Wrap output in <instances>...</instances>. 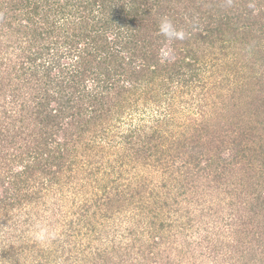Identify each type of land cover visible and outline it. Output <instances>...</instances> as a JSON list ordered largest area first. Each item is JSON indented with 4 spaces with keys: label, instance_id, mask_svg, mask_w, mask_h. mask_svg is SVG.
Masks as SVG:
<instances>
[{
    "label": "trees",
    "instance_id": "16d2710c",
    "mask_svg": "<svg viewBox=\"0 0 264 264\" xmlns=\"http://www.w3.org/2000/svg\"><path fill=\"white\" fill-rule=\"evenodd\" d=\"M207 1L0 0V186H5L0 207L29 211L24 221H35L45 209L58 222V207L42 205V196L63 193L72 176L68 171L79 170L90 149L123 146L115 163L105 160L114 185L80 204L77 218L58 234L62 250L49 249V264H150L155 257L142 226L160 218L153 237L162 240L159 230L200 229L201 217L213 216L206 203L218 187L225 191L230 184L236 188L227 193H235L237 208L242 204L250 212L213 218L227 229L211 248L217 251V244L231 240L229 234L237 241L246 231L239 226L250 223L256 227H250L248 241L253 250L264 251V0L211 1L219 16L204 34L198 28L205 15L197 11ZM165 16L185 38L170 45L175 59L162 62L159 53L167 41L158 25ZM213 70L219 73L211 80ZM195 92L201 100L190 109L194 101L187 95ZM150 97L159 114L147 130L146 123L132 120ZM181 107L190 110L188 116L197 108L204 117L179 125ZM215 113L228 114L221 130L214 126ZM220 137V149L210 148ZM143 149L167 154L159 160L179 179L180 190L169 180L154 188L139 181L135 187L144 177L136 161ZM227 150L231 160L222 155ZM145 198L153 204L149 212ZM189 200L197 202L196 209L185 205ZM159 203L160 209L168 206L166 212L157 210ZM133 208L136 224L125 227L119 221L127 220L123 210ZM245 237L230 245L239 252ZM96 240L100 247L92 246ZM35 246L22 244L23 259L16 247L4 258L48 264Z\"/></svg>",
    "mask_w": 264,
    "mask_h": 264
},
{
    "label": "rangeland",
    "instance_id": "374dc122",
    "mask_svg": "<svg viewBox=\"0 0 264 264\" xmlns=\"http://www.w3.org/2000/svg\"><path fill=\"white\" fill-rule=\"evenodd\" d=\"M211 1L217 4L216 0H208L207 2H205V4H203L204 5L203 7L199 6L200 10L197 11V13L201 11L202 14L205 15L201 18L200 25H199L200 28H198L199 31L203 30L204 34H205V31L208 30V23L210 21H213L214 23H216L215 22L216 18L217 16H219L218 12H216V9L211 8L212 6ZM190 8H192L193 10L195 9L194 6H191ZM210 16L214 17V19L211 18ZM251 38L253 39V37ZM202 40L204 39H201V41ZM238 43H241L240 40L238 41ZM256 48L258 49V47ZM209 59H212V61L210 60V63H214L213 61L214 59H216V54L209 56ZM210 73H211V80H214L215 76L218 75L219 72H214L213 70V72L210 71ZM197 92L199 93V91ZM197 92L187 95L189 99H192L194 101V103H191L190 109H192L195 106V104L199 105L200 103L199 100H201L200 99L201 97H198L199 94ZM153 99L154 98L150 97V99H148L146 104L143 103L144 106L141 112L138 111V113L133 117L132 121L135 125L137 124L144 125L146 123L145 125L149 126L147 130H151L150 125H153L156 122V120L155 121L152 120L151 117H155L154 115L159 114V110H156V111L153 110L156 108V106H158V103L154 102ZM184 105L187 107V104H184ZM165 107L166 105H164V109ZM143 109L148 110V112L145 111V113L147 114V118H145L146 120H143L144 119L143 115H145ZM189 113H190V110L186 112L185 107H181V110L177 111L176 115L178 118L176 119L175 123H179V125H181V123H185V121L189 123H195V122L200 123V121L204 117L202 116L201 112L197 111V108L191 112L190 116H188ZM214 116L217 117L215 118L214 126H216V128L220 130L225 127L223 123L229 122V120L227 119L228 117L227 113H225V115H218V113H215ZM129 120L128 119L125 120L126 122L125 125H129ZM143 136H144V133L142 135V138L144 139L146 135L144 137ZM215 141L216 143L211 144L210 148L212 146L213 147L216 146L218 148L219 146H222L223 143H221L222 142L221 137H220V140L218 138H215ZM102 144L103 142H100V145ZM103 145L89 150L91 151V153L88 154L84 162L81 163V165L79 166V170H77V167H76L75 171L73 172L68 171V173L72 176L68 184L64 187L63 193L60 194L58 192L54 193L53 191H51V192H47V195H45V198L42 196V200L44 201L42 205L46 204L51 207V204H55L58 207L59 209L58 222H56L57 220L54 216L50 217V214H49L50 212H48V210L46 211L45 209H43L45 210V212L42 210V213L38 217H35V221H24V219H27L29 215V211L27 212L28 214H26L25 213L26 210L23 211L20 207L18 208L17 206L15 207L9 206L6 209H3L2 207H0V264H12V262L10 263L8 261L9 258H4V255L13 256L12 252L10 251L12 247L14 248L16 247L15 250H16L17 257L20 259H23V255L21 254L22 244H24L26 248L27 247L30 248L32 244H36L35 251L36 250L38 251L41 249L43 251L42 253L46 254L45 255L46 260L49 261L48 264L53 261L52 257L49 258L50 256L49 257L47 256V253L50 252L49 249L55 248L58 245H59V248L62 250L61 245H63V239L58 241L57 239L59 237L57 236L56 239H54L50 245L41 246L32 238L31 233L33 231V228L37 223L46 224L49 228L56 230L58 234L61 233V231L65 228L64 225L68 227L69 223L72 222L73 219L77 218L78 212L76 210L78 209L80 204H83L88 201L86 200L87 197H92L94 195L98 196L102 194L104 192L103 186L106 184L114 185L111 179L113 176L108 175L110 173L108 172V170H111L112 166L108 167L107 162L109 161V165H111V163H115L120 154V150L123 149V146L117 145L115 144V142L113 143V146H110L108 143H104ZM144 146L145 145L143 144L140 147V149L142 150ZM142 152L145 155L140 156V153H138L139 155L137 156V158L139 160L137 159L136 161L137 162L139 161V163H137V166L140 164L141 172L139 173L142 174V176L144 177H139L138 180H136L134 183L136 184L140 181L142 185L143 183L147 181V184L150 186V188H154L155 187L154 185L157 184L159 181L169 180V182H171L172 184L177 183L175 184L176 186L175 189L177 188L179 189V187L181 186L179 179L176 177L174 173H173L174 175L171 173V169L165 170L166 168H169V166L162 164V161L159 160L160 158L165 159L167 154L163 155L162 152L158 153L155 151H153L154 152L153 153L152 151H150V149L147 151H144L143 149ZM207 152H210V149ZM101 153L105 155L102 157ZM229 154H231V152L227 150V152L226 153L223 152L222 155H224L226 159L231 160V156ZM89 160L91 164H89ZM105 160H107V162H105ZM92 167L94 168V172L96 169H99V170H97L94 173L91 170ZM137 171H139L138 167H137ZM208 172H209L208 169H205V173L207 174ZM203 180L204 179H202L200 183H202ZM123 184H127V180L123 182ZM137 185L138 184H136L135 187H137ZM235 188L236 187H234L233 184H230L227 186L225 185V191L224 189H222V187H218L219 193L217 190H215L213 198L212 199L210 198L211 199L210 202L208 201L206 203L207 204L206 206L209 207L208 208L209 212H212L213 216H210L208 218L201 217L200 229H199V226H196L194 228H188V229L187 228L184 229L181 227L180 228L175 227L171 231L168 228L164 230H159V233L163 232L162 235H164L166 238V240H162L160 235L153 237L155 233L154 232L155 227L158 226V223H159L158 221H160L159 220L160 218L157 219V221L154 224L150 223V225L148 224V225L142 226L144 231H142L141 234L142 236H144L143 238L145 239L147 246H149V244L151 245L150 249L153 250L154 257H155L154 259H152V263L150 262V264H168L169 261L171 263V260L173 261L174 264H176L180 260L183 261L182 262L183 264H262V263L264 264V260H263L264 251L262 249L253 250L252 249L253 245H251V242L248 241L251 236H247V233H249L251 228L255 229L256 227L253 224L250 226V223L249 224L243 223L242 225L239 226L240 229H242L243 226L246 228L245 229L246 231L244 233L240 231V234H242L244 237L245 235L247 236L245 237L247 241L240 244L241 250L239 252L237 250V247L234 248L230 244L231 243L234 244L238 242L240 239H243V236L236 241L235 235L233 237L232 234H229L228 236L231 239V240H228L230 242H228L226 239V241L224 240V242H222L223 244L221 245L217 244L218 245L217 251H214L211 248L213 247L215 243V239L217 240V237L223 233L222 229L224 228V226L222 227L223 223L220 224L221 222L220 220H215L216 222H214L213 218H216V217H218V219H220L221 217L225 218V216H227L231 211L235 213L234 216H236L237 218H240V216L244 212L246 211L250 212L249 210H246V207H244L242 204L239 205L240 208H237L238 206L235 205L236 203L235 193H232V192L227 193L229 189L231 190ZM4 189H5V186H0V192H2V190ZM188 191L190 190L188 189ZM225 192L227 194H225ZM224 195H227L226 198H224ZM145 199H146V204L148 203L149 205L146 211L149 212L153 204L149 198H145ZM186 204L190 205L191 208L196 209L197 202L195 200L194 201L189 200L188 202H185V205ZM159 205L160 203L158 204V206ZM158 206L157 204H154L155 209ZM160 207L161 206H159L157 210H159L161 213L166 212V209H168V206L166 205L165 207L163 206L162 209H160ZM133 210L132 209H128V211L127 209L123 210L125 211V214L124 215L122 214V217L127 220H124V221L119 220V221L122 222L125 227L129 225L134 226V224H136L135 220L132 219L133 217L131 216L134 212H136L137 209L133 208ZM196 211H198V208ZM231 216L233 215L231 214ZM224 229H227V227ZM178 233H181L182 235H184V238L180 235L177 236ZM173 235L174 237L169 240L168 238L172 237ZM207 235L208 237L210 236V238H214V241L209 242V240L206 239ZM62 238L64 237L62 236ZM75 238H73V241H75ZM186 238H188L189 242L194 241L193 245H189L188 243H185L184 239ZM94 242L92 245L93 247H97V246L100 247V243L98 240ZM242 250L246 252L245 254H247V256L244 257L243 255V257H241ZM253 254H255L256 257L253 256ZM15 260H16V257H15ZM25 262H27L26 264H34L28 258H26ZM19 263L21 262L19 261Z\"/></svg>",
    "mask_w": 264,
    "mask_h": 264
},
{
    "label": "clouds",
    "instance_id": "9594fccd",
    "mask_svg": "<svg viewBox=\"0 0 264 264\" xmlns=\"http://www.w3.org/2000/svg\"><path fill=\"white\" fill-rule=\"evenodd\" d=\"M159 34L167 41L164 48L160 50L159 56L162 62L175 59L174 50L170 47L174 40H183L185 32L178 30L168 17H162L158 25ZM32 238L41 246H48L56 239L58 232L49 228L46 224L37 223L31 233Z\"/></svg>",
    "mask_w": 264,
    "mask_h": 264
}]
</instances>
